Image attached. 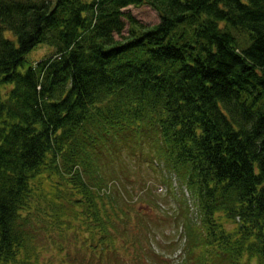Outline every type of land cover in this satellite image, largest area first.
<instances>
[{
	"label": "trees",
	"instance_id": "16d2710c",
	"mask_svg": "<svg viewBox=\"0 0 264 264\" xmlns=\"http://www.w3.org/2000/svg\"><path fill=\"white\" fill-rule=\"evenodd\" d=\"M121 152L176 179L177 258L124 209ZM70 230L97 264H264V0H0V264L64 260Z\"/></svg>",
	"mask_w": 264,
	"mask_h": 264
},
{
	"label": "rangeland",
	"instance_id": "374dc122",
	"mask_svg": "<svg viewBox=\"0 0 264 264\" xmlns=\"http://www.w3.org/2000/svg\"><path fill=\"white\" fill-rule=\"evenodd\" d=\"M124 11L130 12L140 23L147 26L156 24L159 21L157 11L148 5H130L124 8ZM127 27L125 28V32ZM4 35L7 38H12L10 31H6ZM52 52V48L40 45L28 53L26 56L28 59L27 64L33 65L36 61L50 56ZM141 150H144V152L149 151V147L144 146ZM120 156H122L121 159L111 164V170L112 176H118L119 184L124 189V194L120 200L123 203L124 209L130 210L129 213L132 214V217H135L136 211L142 210L144 214L140 216L138 221L142 220V227L145 223L151 225L155 235L152 236L150 242L154 250L164 253L168 257L177 258V256H180L179 249L182 242H184V238L180 242L182 236V231L180 232L181 226L175 227L172 219H177V222H186L187 216L185 210H180L181 207L177 205L178 195L173 196L174 191L179 190L177 184L174 183L176 179L174 176H168L171 186L167 187L166 184L160 182V176L153 170V167L148 162H143V157L136 159L129 152H124V154L121 152ZM132 207H135L134 211L131 210ZM194 211L193 208L189 211L192 218H195ZM147 214L149 219L146 218ZM74 228L78 230L77 226H74ZM76 238L77 234L74 230L67 232L66 238L62 242H59L63 251L66 249L64 260L62 259L63 256L56 254L54 257L49 256L46 259L47 264H97L98 256L96 255L94 258L91 255L94 249L91 246L87 247L84 243H79L83 236L78 237V243ZM51 242L48 244V252L44 249L42 254L44 258L47 257L50 249H52ZM126 248L128 247L126 246ZM118 252L125 253L122 252V247L118 248ZM108 261L110 264L116 263V255L114 254L110 257ZM104 264L107 263L105 262Z\"/></svg>",
	"mask_w": 264,
	"mask_h": 264
}]
</instances>
